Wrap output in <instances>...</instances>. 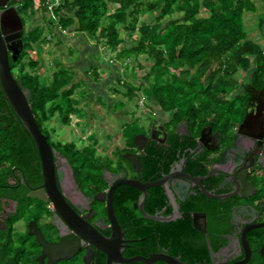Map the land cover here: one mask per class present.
<instances>
[{
  "label": "trees",
  "instance_id": "obj_1",
  "mask_svg": "<svg viewBox=\"0 0 264 264\" xmlns=\"http://www.w3.org/2000/svg\"><path fill=\"white\" fill-rule=\"evenodd\" d=\"M40 2L47 11L46 0ZM11 4L23 14L33 9L35 0H12ZM203 9L205 14H201ZM255 10V0H61L54 13L60 28L94 37L117 51V59L130 61L145 56L144 61L137 62L144 75H133L137 84L119 77L116 92L126 87L131 101L139 98L142 90L147 99L177 119L211 118L222 129L231 117H236L229 114V93L240 84L237 73L253 69L248 86L264 88V50L249 37L244 21L245 12ZM141 11H155V21H141ZM121 28L132 40L122 35ZM43 35L44 28L39 25L24 32L23 48L11 61L12 71L30 90L31 107L42 131L51 145L73 163L76 176L84 181H102L104 166L109 167L111 160L97 154L94 138L81 147L75 142L53 141L52 128L46 126L56 112L66 124L71 122L72 114L79 113L78 99L73 95L81 82L74 80L73 69L61 60H56L58 68L50 82L26 68L24 57ZM98 67L94 64V71ZM94 74L95 79L100 78ZM115 106L121 108L124 102L119 99ZM133 123L123 128L131 142L140 128V123ZM43 181L35 141L0 83V214L6 207L11 209L0 226V264H39L41 245L29 232V222L41 225L51 211L30 193ZM22 220L26 223L24 230L17 226ZM187 245L194 247L196 242ZM200 247L196 255L206 253V244ZM68 261L60 259L55 264H69ZM98 264H106L105 258Z\"/></svg>",
  "mask_w": 264,
  "mask_h": 264
},
{
  "label": "flooded vegetation",
  "instance_id": "obj_2",
  "mask_svg": "<svg viewBox=\"0 0 264 264\" xmlns=\"http://www.w3.org/2000/svg\"><path fill=\"white\" fill-rule=\"evenodd\" d=\"M247 82L244 80L229 97V114L236 117L222 129L211 118L177 119L169 112L166 118L157 115L140 123L133 142L122 133L123 144L116 145L112 155L97 151L111 160L109 167L104 166L102 181L80 179L73 163L53 146L59 183L68 201L108 237L113 232L108 212L113 189L112 205L123 233L120 264H148L159 254L190 264H264V96L252 91L264 88L248 86ZM249 107L256 111V117L252 125L241 129ZM51 138L58 141L52 130ZM130 155L138 156V162ZM125 179L140 181L142 189L121 182ZM43 183L31 193L45 197ZM34 197L51 211L41 225L36 224L49 241L57 242L61 233L67 234L65 223L51 201ZM10 210L6 207L0 214V226ZM77 241L69 264H98L104 258L107 262L104 251L83 237ZM191 241L196 246H188ZM203 244L206 253L196 255ZM44 262H49L47 257ZM153 264L170 263L156 259Z\"/></svg>",
  "mask_w": 264,
  "mask_h": 264
},
{
  "label": "rangeland",
  "instance_id": "obj_3",
  "mask_svg": "<svg viewBox=\"0 0 264 264\" xmlns=\"http://www.w3.org/2000/svg\"><path fill=\"white\" fill-rule=\"evenodd\" d=\"M257 1L260 2V8L264 9V0ZM262 13L264 11L250 12L246 15V28H249L251 33L258 34L257 27L260 21L258 17H261ZM201 14H205L204 9ZM155 15V11H141L140 20L152 23L156 19ZM23 18L25 32L38 25L44 28L43 39L34 43L33 49L28 50L23 59L26 68L40 75L42 80L50 82L58 68L56 60H61L73 68L74 80L81 82L73 95L78 99L79 113L72 114V120L68 124L61 120L58 112L46 122V126L52 128L55 140L75 142L81 147L92 143L94 138L99 154L112 155L115 146L123 144L121 135L126 123H146L149 117L154 118L157 115L161 118L167 117L169 112L163 111L152 99H147L142 90L141 96L131 101L128 100L126 87L119 92L114 90L118 87L119 77L122 80L130 79L134 85L137 84L133 75L134 73L144 75L145 71L137 65L138 61H144V55L139 56L138 60L117 59V51H112L94 37L80 34L72 28H60L55 13L45 11L40 0H35L33 9L29 8L23 12ZM121 32L125 38L132 40L124 28H121ZM249 37L259 43L264 50V36ZM94 64L99 66L96 71L93 69ZM252 71L253 69L235 75L240 80L239 86L250 78ZM94 72L99 75V79H95ZM236 92L237 90H232L229 97ZM119 99L124 102L121 108L115 106ZM90 134L92 135L89 136ZM17 225L20 229H25L23 221Z\"/></svg>",
  "mask_w": 264,
  "mask_h": 264
},
{
  "label": "water",
  "instance_id": "obj_4",
  "mask_svg": "<svg viewBox=\"0 0 264 264\" xmlns=\"http://www.w3.org/2000/svg\"><path fill=\"white\" fill-rule=\"evenodd\" d=\"M11 0H0V83L6 96L14 108L17 116L21 119L24 126L28 129L38 148L42 173L44 177L43 192L45 197L35 192L30 193L31 196L43 197L52 202L56 215L66 225V235L61 233V237L57 242L49 241L40 227L35 221L30 222L29 232L36 236L37 241L42 246L41 254L38 256L39 264H43L45 258H48L50 264H55L60 259H69L78 246L77 238L83 237L91 246L104 251L107 254L106 264H120L122 259V237L123 233L119 231L120 224L112 205V190L109 195L108 212L113 224V232L111 236L103 234L96 226L92 225L83 218L71 205L66 197V192L62 190L58 170L56 167V149L49 142L47 135L42 131L35 114L31 107V92L23 86L22 79L18 78L12 71L11 61H15L23 48V35L25 25L23 18L18 11L16 5H9ZM259 96H264V89H252ZM256 117V111L248 108L241 129L252 125V120ZM136 135V138H138ZM132 161L138 162V156H128ZM142 189L140 181L125 179L121 180ZM73 230V231H71ZM78 233V235H76ZM77 238H76V237ZM245 242L248 240L246 234L243 235ZM76 244L73 245L72 244ZM64 250H70L68 253ZM58 252V254H56ZM89 253V250L86 254ZM162 259L170 264H190L182 261L179 257L171 255H157L153 259L148 260V264H153L154 260ZM152 260V261H151ZM125 261V260H124ZM132 261V260H127ZM152 262V263H151ZM239 261L236 264H244Z\"/></svg>",
  "mask_w": 264,
  "mask_h": 264
},
{
  "label": "crops",
  "instance_id": "obj_5",
  "mask_svg": "<svg viewBox=\"0 0 264 264\" xmlns=\"http://www.w3.org/2000/svg\"><path fill=\"white\" fill-rule=\"evenodd\" d=\"M255 4H256V10L255 11H247V12H245V14H244V21H245V17H246V15L248 14V13H250V12H258V13H261V12H263L264 11V9L263 8H260V2L259 1H255ZM258 18H260V21H259V25H258V27H257V29H258V34L256 35V34H254V32L253 33H251L250 32V29L249 28H247L248 29V32H249V36H264V13H262L261 14V17H258ZM245 25H246V23H245ZM252 34H254V35H252ZM73 69V68H72ZM92 135V134H91ZM90 135V136H91Z\"/></svg>",
  "mask_w": 264,
  "mask_h": 264
},
{
  "label": "built area",
  "instance_id": "obj_6",
  "mask_svg": "<svg viewBox=\"0 0 264 264\" xmlns=\"http://www.w3.org/2000/svg\"><path fill=\"white\" fill-rule=\"evenodd\" d=\"M61 3V0H46V8L50 13H54L55 8Z\"/></svg>",
  "mask_w": 264,
  "mask_h": 264
}]
</instances>
